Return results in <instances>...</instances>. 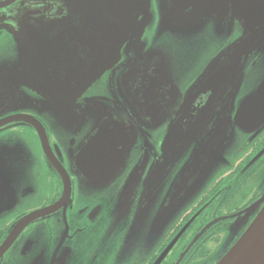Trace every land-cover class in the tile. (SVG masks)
Returning <instances> with one entry per match:
<instances>
[{
    "label": "flooded vegetation",
    "instance_id": "obj_1",
    "mask_svg": "<svg viewBox=\"0 0 264 264\" xmlns=\"http://www.w3.org/2000/svg\"><path fill=\"white\" fill-rule=\"evenodd\" d=\"M6 1L8 0H0V5ZM150 2L152 19L143 38L154 51L149 50L157 52L154 38L159 20V0ZM199 2L200 0L195 4ZM208 2L210 8L201 19L204 26L194 35L205 33L204 36L209 38L216 37L215 24L220 20L225 31L222 32L226 36L230 35L229 42L217 51L211 49L207 53H201L200 50L193 49L186 52V60L190 61L187 69L193 70L197 65L199 68L191 75L192 70L181 77L176 76L173 83L181 80L184 83H177L180 95L177 104L171 108V114L167 115V106L174 99L168 89L150 94L153 104L160 103L154 96L163 101L162 107L165 108L162 113L165 112L166 115H145L142 120L145 133L142 137L141 133L138 134L137 143L127 155L121 172L106 186L87 187L75 167L79 145L90 136L89 128L77 130L72 123L64 128L65 132H61V127L51 115H38L28 110L0 113V264H215L239 240L262 206L264 130L254 139H251V135L237 132L234 145L225 154L227 166L215 173L201 194L184 211L166 223L165 228L162 215L160 220L156 216L168 184H164L157 195L152 193L150 199H154V204L144 215V224L132 230V227L137 226L135 219L140 215L146 199L142 193L145 191L147 175L161 154L160 148L167 128L177 122V113L184 102L187 89L227 45L247 34L245 30L249 26L259 38L261 48L249 57L245 77L248 69H253L264 60V24H260L264 23V0ZM66 9L52 0H15L13 4L0 8V83H53L48 78H43L41 72L35 73V80H14L7 76L8 66L14 62H20L22 67H31L25 65L28 60L17 52L9 30L26 35L41 22L67 18ZM191 10L190 6L181 15L186 22L194 14ZM181 36L183 39L184 35H171L167 32L162 38L180 42ZM167 54L161 52L150 55L147 58L146 73L139 75L138 82L128 83H168L165 74V68L170 67L165 57ZM117 75L116 68L112 67L91 84L84 97L106 96L109 89L114 88ZM255 84L258 83H243L236 103ZM210 96V92H207L197 98L191 108L192 117L198 114ZM32 97L35 98L33 95ZM18 107L19 104L15 108ZM16 118L21 120H15ZM29 118L42 126L51 154L68 175L70 192L61 208L45 218L32 221L10 245H3L21 219L52 207L62 198V180L47 161L36 129L25 123L24 120ZM160 118L166 122L157 126L156 122ZM106 119L128 121L129 115L111 112ZM124 123L129 126V122ZM144 142L148 149L144 148ZM144 152L147 153V159L141 172L138 169L142 168ZM173 174L175 172L171 174L170 180ZM63 214L66 227L62 221ZM187 224L186 230L170 245ZM132 239H142L143 242L133 245L134 241H126Z\"/></svg>",
    "mask_w": 264,
    "mask_h": 264
},
{
    "label": "water",
    "instance_id": "obj_2",
    "mask_svg": "<svg viewBox=\"0 0 264 264\" xmlns=\"http://www.w3.org/2000/svg\"><path fill=\"white\" fill-rule=\"evenodd\" d=\"M52 1L66 7L68 17L41 22L26 35L9 30L17 52L28 60L25 65L31 67H22L20 62H14L8 66L6 73L14 80H35V73L41 72L43 78L53 83H0V113L28 110L38 115H51L61 127V132H65L64 128L72 123L77 130L89 128L90 136L79 145L75 167L87 187H104L121 172L127 155L137 143L138 134L141 133L142 137L145 133L142 125L145 115H166L162 113L165 108L162 107L163 101L154 96L161 103H158L160 110L158 104L150 101V94L164 89L171 92L174 102L170 101L167 106L169 115L171 108L177 104L180 92L177 83H173L167 75L168 83H128L138 82L139 75L148 69L147 58L161 53L152 52L154 50L147 46L143 38L152 19L150 0ZM166 1L159 0L158 3L156 37L167 32L184 35L191 31L197 34L202 30L204 23L201 19L210 8L208 0H200L198 4H195L198 0ZM13 2L15 0H8L0 8ZM190 6L194 14L186 22L181 15ZM215 28V36L221 37L218 34L224 29L220 31V20ZM250 28L245 30L247 34L227 45V50L211 60L185 92L177 122L167 128L161 154L147 175L142 193L147 200H144L140 215L135 219L137 226L132 230L144 224V215L154 204V199H150L152 193L157 195L164 184H168L156 216L159 219L162 215L165 228L166 223L201 194L215 173L227 166L225 154L234 145L237 132L251 135L254 139L264 130V60L253 69H248L245 77L249 57L261 48L259 38ZM69 43L72 44L69 46ZM123 58L124 61H121ZM112 67L118 72L114 88L109 89L106 96L84 97L91 84ZM246 79L258 84L236 103L243 83H248ZM207 92H210V98L192 117L191 108L197 98ZM17 104L19 107L16 109ZM111 112L128 114L129 120L106 119ZM31 119L24 121L36 129L47 161L62 180V198L52 207L21 219L3 245H10L32 221L45 218L61 208L70 192L68 175L51 154L42 126ZM183 121L186 123L183 124ZM124 122H129V126ZM165 122L160 118L156 125ZM146 144L144 142V148H147ZM146 159L147 153L144 152L142 168L138 169L141 172ZM173 172L175 174L170 180ZM260 204L257 216L246 231L215 264H264V196ZM64 216L62 221L66 227Z\"/></svg>",
    "mask_w": 264,
    "mask_h": 264
},
{
    "label": "rangeland",
    "instance_id": "obj_3",
    "mask_svg": "<svg viewBox=\"0 0 264 264\" xmlns=\"http://www.w3.org/2000/svg\"><path fill=\"white\" fill-rule=\"evenodd\" d=\"M222 30L223 27L220 31ZM191 32L185 33L183 39L181 36L179 38V40L182 39L180 42H178V40H175L174 42L163 40L162 36L154 38L156 50L163 53H169L165 55V57L169 61L170 67L165 68V73L168 78H172V81H176V76L181 77L183 74H187L192 70L187 69L190 61L186 60V52L192 51L193 49H198L201 53H207L211 49L217 51L226 45V39L228 38L224 33L218 34L221 37L216 36L214 38H209L208 36H204L205 33L196 36L194 35V31ZM197 68H199L198 65L193 68L190 75ZM262 72H264V70ZM246 81H248V79H246ZM176 83H184V81L181 80V82ZM248 83L250 82L248 81ZM126 241L132 243L134 239ZM142 242V239H138L134 241L133 245Z\"/></svg>",
    "mask_w": 264,
    "mask_h": 264
}]
</instances>
